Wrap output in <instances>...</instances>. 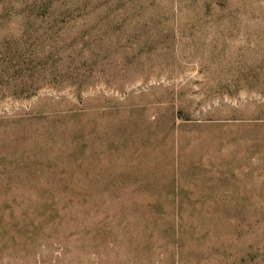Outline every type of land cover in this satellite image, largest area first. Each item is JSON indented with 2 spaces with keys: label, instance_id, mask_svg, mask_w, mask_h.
Wrapping results in <instances>:
<instances>
[{
  "label": "rangeland",
  "instance_id": "374dc122",
  "mask_svg": "<svg viewBox=\"0 0 264 264\" xmlns=\"http://www.w3.org/2000/svg\"><path fill=\"white\" fill-rule=\"evenodd\" d=\"M0 264H264V0H0Z\"/></svg>",
  "mask_w": 264,
  "mask_h": 264
}]
</instances>
